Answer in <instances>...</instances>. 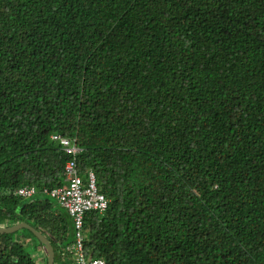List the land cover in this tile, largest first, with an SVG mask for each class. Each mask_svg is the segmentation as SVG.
<instances>
[{
  "label": "trees",
  "instance_id": "trees-1",
  "mask_svg": "<svg viewBox=\"0 0 264 264\" xmlns=\"http://www.w3.org/2000/svg\"><path fill=\"white\" fill-rule=\"evenodd\" d=\"M78 173L105 264H264V0H0V227L25 222L74 264V221L24 185ZM0 264H47L28 229Z\"/></svg>",
  "mask_w": 264,
  "mask_h": 264
},
{
  "label": "built area",
  "instance_id": "built-area-1",
  "mask_svg": "<svg viewBox=\"0 0 264 264\" xmlns=\"http://www.w3.org/2000/svg\"><path fill=\"white\" fill-rule=\"evenodd\" d=\"M50 139L57 142L60 148L70 156L64 164V183L54 188L42 187L40 190L33 185H24L18 187L14 193L21 197H30L40 191L55 199L67 210L74 221L75 242L67 247L72 251L74 264H105L102 259H86L82 248L81 229L84 213L90 210L103 212L107 207L108 199L99 192L93 171H88L87 182L85 184L82 182L76 163V155L81 148L76 145L75 138L53 133Z\"/></svg>",
  "mask_w": 264,
  "mask_h": 264
},
{
  "label": "water",
  "instance_id": "water-1",
  "mask_svg": "<svg viewBox=\"0 0 264 264\" xmlns=\"http://www.w3.org/2000/svg\"><path fill=\"white\" fill-rule=\"evenodd\" d=\"M28 228L39 240L43 245L46 247L47 250V264H53L54 262V250L51 246L49 240L40 232H38L36 229L31 227L25 222H19L17 224H14L12 226L8 227H0V233H11L14 232L20 228Z\"/></svg>",
  "mask_w": 264,
  "mask_h": 264
}]
</instances>
